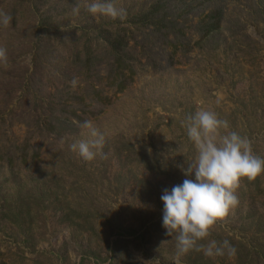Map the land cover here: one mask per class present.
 Wrapping results in <instances>:
<instances>
[{
    "label": "rangeland",
    "instance_id": "374dc122",
    "mask_svg": "<svg viewBox=\"0 0 264 264\" xmlns=\"http://www.w3.org/2000/svg\"><path fill=\"white\" fill-rule=\"evenodd\" d=\"M90 2L0 0L13 18L0 26V264H174L161 195L195 159L184 121L198 110L264 157V0H113L123 20L93 16ZM114 38L134 67L122 93L106 81ZM86 120L106 158L71 149L91 138ZM236 195L209 238L236 256L190 251L180 264H264V174Z\"/></svg>",
    "mask_w": 264,
    "mask_h": 264
},
{
    "label": "clouds",
    "instance_id": "9594fccd",
    "mask_svg": "<svg viewBox=\"0 0 264 264\" xmlns=\"http://www.w3.org/2000/svg\"><path fill=\"white\" fill-rule=\"evenodd\" d=\"M87 11L113 20L126 17V12L117 8L113 0H91ZM12 19L10 14L0 11V26L8 27ZM26 59L30 62L31 57ZM8 62L7 48L0 46V66H7ZM71 84L75 88L77 80L73 79ZM184 126L196 156L186 169L178 166L186 177L183 182L164 189L161 195L162 226L166 235L176 241L174 264H180L179 257L190 251L202 252L208 258L235 257L237 249L228 240L221 243L209 238L213 227L238 205L236 190L241 179L253 181L264 174V157L255 154L251 141L231 131L229 122L213 111H196L186 117ZM81 127L91 138L71 144V149L87 162L98 155L106 158L104 134L88 120Z\"/></svg>",
    "mask_w": 264,
    "mask_h": 264
},
{
    "label": "trees",
    "instance_id": "16d2710c",
    "mask_svg": "<svg viewBox=\"0 0 264 264\" xmlns=\"http://www.w3.org/2000/svg\"><path fill=\"white\" fill-rule=\"evenodd\" d=\"M156 7L152 8V10L149 12V18L153 17L155 15V9ZM148 17V15H147ZM162 22L160 20L159 22L157 21V24ZM218 25V22L215 23V25H211L208 28V31L206 32V35H208L210 32H213L216 30V26ZM218 27V26H217ZM126 46L127 44L124 42V40L119 41V38H114L111 42L107 43L106 46V53L109 55L110 63H109V68L106 73V81L108 83L109 88H115L117 92L122 93L126 88H127V80L132 78L134 76V67L132 64H130V60L132 58H128L126 55ZM173 49H176L177 46L174 45L172 46ZM86 52L84 53L85 55V61H84V68L86 71H88L92 65V56L90 55L89 52V47L86 48ZM95 98L101 100L100 98V93L95 92ZM80 102L83 103V99H80ZM53 127V126H52ZM22 160L24 163L27 162V146L24 145L22 149ZM37 157V154H32V157Z\"/></svg>",
    "mask_w": 264,
    "mask_h": 264
}]
</instances>
